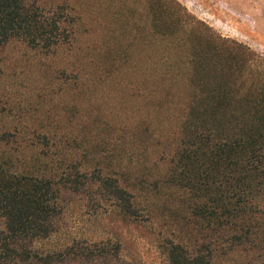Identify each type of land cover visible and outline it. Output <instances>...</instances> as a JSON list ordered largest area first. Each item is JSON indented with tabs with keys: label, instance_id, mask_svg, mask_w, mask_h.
Returning a JSON list of instances; mask_svg holds the SVG:
<instances>
[{
	"label": "trees",
	"instance_id": "16d2710c",
	"mask_svg": "<svg viewBox=\"0 0 264 264\" xmlns=\"http://www.w3.org/2000/svg\"><path fill=\"white\" fill-rule=\"evenodd\" d=\"M65 3L44 7L42 0H0V47L21 42L51 56L77 52L86 25L83 15ZM146 3L151 11L157 8L162 54L141 60L135 79L133 63L122 54L102 73L128 112L122 123L126 148L117 167L133 181L155 169L148 177L174 191L176 200L159 198L184 215L175 223L177 239L165 241L166 264H213L220 254L233 253H242L246 264H264L263 61L247 46L212 33L176 0ZM91 64L77 65L80 92L92 80L84 71ZM110 110L115 118L124 113ZM17 130L23 131L4 132L0 145L18 142ZM62 134L48 128L29 143L21 140L15 154L0 157V264H125L119 263L120 244L110 240L91 246L72 241L53 251L37 248L57 233L63 210L48 162L67 161L79 172L80 159L92 163L98 154L93 137L78 141L79 135ZM78 142L81 146H72ZM14 161L21 166L11 167ZM82 179L68 172L65 183L78 192ZM97 180L123 217L153 210L148 195L119 176L98 175Z\"/></svg>",
	"mask_w": 264,
	"mask_h": 264
},
{
	"label": "rangeland",
	"instance_id": "374dc122",
	"mask_svg": "<svg viewBox=\"0 0 264 264\" xmlns=\"http://www.w3.org/2000/svg\"><path fill=\"white\" fill-rule=\"evenodd\" d=\"M42 1L44 7H49L50 3H69L75 13L83 15L86 33L79 37V50L65 55H46L21 42L0 47V139L4 132L14 133L15 128L23 130H17L18 142L0 145V157L15 154L21 140L29 143L48 128L71 137L79 135L78 141L93 137L98 143L94 152L98 154L92 163L87 162L88 158L80 159L84 166L77 167L79 172H76V164L67 161L48 162V173L61 189L63 210L57 233L37 244V248L53 251L72 241L91 246L110 240L111 244L121 246L119 263L166 264L165 241L177 239L175 223L184 215L170 202L163 204L159 200L167 195L171 196L169 201L176 200V196L166 188L167 183L148 177L155 175V169L147 170L144 172L147 177L142 175L134 181L122 176L117 164L122 160L121 150L126 148L122 123L127 120L128 112L115 100L118 95L108 87V80L102 78L103 71L107 70L105 64L121 54L127 63L134 65L133 79L138 77L141 60L151 61L162 54L159 48L165 42L155 16L157 8L151 11L146 0ZM176 1L212 33L254 51L262 59L264 69V0ZM80 61L94 63L84 70L91 75L92 82L82 92L76 89V68ZM64 67L68 71L63 72ZM123 67L128 69L126 65ZM65 83L70 84L67 90L63 87ZM111 108L124 113L115 118L111 116ZM79 144L72 146H81ZM74 151L84 154L81 149ZM9 165L19 167L21 162ZM68 172L83 175L84 186L80 191H72L65 183ZM98 175L119 176L132 189L146 193L153 210L150 213L139 210L136 218L123 217L115 210L114 202L98 189ZM246 263L242 253H233L220 254L213 264Z\"/></svg>",
	"mask_w": 264,
	"mask_h": 264
}]
</instances>
